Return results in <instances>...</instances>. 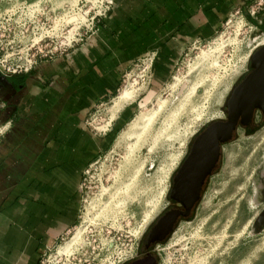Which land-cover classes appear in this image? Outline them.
Returning <instances> with one entry per match:
<instances>
[{
	"label": "rangeland",
	"instance_id": "rangeland-1",
	"mask_svg": "<svg viewBox=\"0 0 264 264\" xmlns=\"http://www.w3.org/2000/svg\"><path fill=\"white\" fill-rule=\"evenodd\" d=\"M109 1L0 0V74L69 54L97 31ZM263 38L264 0H244L161 81L154 80L155 59L131 67L120 92L128 83L134 97L125 118L108 127L110 145L85 171L77 223L44 249L39 264H127L142 254L167 207L171 170L187 142L221 116ZM115 101L90 119L97 133H107L102 127L127 107ZM239 140L195 218L158 244V264H264V132Z\"/></svg>",
	"mask_w": 264,
	"mask_h": 264
},
{
	"label": "crops",
	"instance_id": "crops-1",
	"mask_svg": "<svg viewBox=\"0 0 264 264\" xmlns=\"http://www.w3.org/2000/svg\"><path fill=\"white\" fill-rule=\"evenodd\" d=\"M112 1L97 31L69 54L0 74V264H39L77 223L85 171L111 143V129L97 133L90 119L118 97L131 67L154 57L161 81L244 2Z\"/></svg>",
	"mask_w": 264,
	"mask_h": 264
},
{
	"label": "flooded vegetation",
	"instance_id": "flooded-vegetation-1",
	"mask_svg": "<svg viewBox=\"0 0 264 264\" xmlns=\"http://www.w3.org/2000/svg\"><path fill=\"white\" fill-rule=\"evenodd\" d=\"M263 48L264 46H255L245 72L238 77L226 97L221 116L217 120L205 124L187 142L184 155L171 170L167 207L151 228L152 230L157 226L167 214L178 215L174 228L165 241L177 232L181 224L190 223L195 218L204 203L207 191L214 185L213 181L223 173L226 156L230 153L234 154V147L240 141V136L254 139L263 134L264 74L258 73L259 69L253 62V57L259 54ZM233 117L237 119L235 129L230 134L227 131L221 133L222 135L229 134L231 137L228 141L221 142L219 147L215 145V142L211 143L209 138L199 139L213 126H231L230 119H234ZM200 142H205L207 145L198 146L197 144ZM261 217L264 218V216ZM147 243L148 235L142 243V254L127 264L144 259L148 255L155 258L156 264H158V258L154 254L158 244L147 247Z\"/></svg>",
	"mask_w": 264,
	"mask_h": 264
},
{
	"label": "water",
	"instance_id": "water-1",
	"mask_svg": "<svg viewBox=\"0 0 264 264\" xmlns=\"http://www.w3.org/2000/svg\"><path fill=\"white\" fill-rule=\"evenodd\" d=\"M264 48L261 50L259 54L253 57L254 65L259 69L258 73L264 74ZM234 118V117H233ZM237 119H230L231 126H213L208 129V131L199 137V139H206L209 138L211 143L215 142V145L219 147V144L221 142H226L230 139V133L235 129V124ZM227 131L229 134L222 135L221 133ZM213 139V140H212ZM204 141V140H203ZM198 146H206L207 143L200 142L197 144ZM186 216V215H185ZM178 215H166L163 217L157 226H155L150 233L148 234V243L147 247L154 245V244H160L165 241L168 234L173 230L175 221L177 220ZM259 225L264 224V218L261 217L258 220ZM132 264H156L155 258H153L151 255H148L146 258L137 260L133 262Z\"/></svg>",
	"mask_w": 264,
	"mask_h": 264
},
{
	"label": "bare ground",
	"instance_id": "bare-ground-1",
	"mask_svg": "<svg viewBox=\"0 0 264 264\" xmlns=\"http://www.w3.org/2000/svg\"><path fill=\"white\" fill-rule=\"evenodd\" d=\"M260 45H264V38L260 40L259 42V46ZM133 83H135V86H137L139 84L138 80H134ZM134 97V95L131 94V89L128 88V83L125 85L124 89L122 90V92L118 95L116 101L115 99L112 101L114 103L113 107L116 108H121L122 106H124L125 104H128V102ZM130 103V102H129ZM125 107V106H124ZM118 112V111H117ZM107 125H105V127L102 128H107L112 124V122H108L106 123Z\"/></svg>",
	"mask_w": 264,
	"mask_h": 264
},
{
	"label": "built area",
	"instance_id": "built-area-1",
	"mask_svg": "<svg viewBox=\"0 0 264 264\" xmlns=\"http://www.w3.org/2000/svg\"><path fill=\"white\" fill-rule=\"evenodd\" d=\"M113 4V1H109V6H108V11L111 9V6ZM154 57L148 56L146 58H144V61H153ZM37 66V63H32L30 64L29 68H25L24 70L20 69V70H15L13 71L10 75H15V74H20V73H26L31 71L32 69H34ZM6 131V128H0V137L4 134V132Z\"/></svg>",
	"mask_w": 264,
	"mask_h": 264
}]
</instances>
